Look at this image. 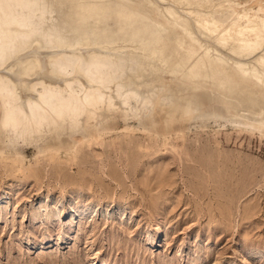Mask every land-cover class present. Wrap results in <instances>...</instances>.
<instances>
[{"label": "rangeland", "instance_id": "1", "mask_svg": "<svg viewBox=\"0 0 264 264\" xmlns=\"http://www.w3.org/2000/svg\"><path fill=\"white\" fill-rule=\"evenodd\" d=\"M194 1L180 9L200 4L219 26L236 12L264 17V0ZM75 3L0 0V83L27 84V100H79L93 67L106 79L96 119L36 142L0 140V264H264V73L237 67L264 44L236 60L229 49L192 56L198 41L167 35L163 61L139 40L74 48L85 21L102 38L118 32L116 19H89ZM45 52L54 74L28 75ZM163 113L172 118L161 126Z\"/></svg>", "mask_w": 264, "mask_h": 264}, {"label": "bare ground", "instance_id": "2", "mask_svg": "<svg viewBox=\"0 0 264 264\" xmlns=\"http://www.w3.org/2000/svg\"><path fill=\"white\" fill-rule=\"evenodd\" d=\"M146 1L154 4L155 8L151 7V11L140 9L137 7L134 0H76L74 8L80 14H87L89 19L98 22L104 21L107 16V18L112 17L113 19H116L118 22V32L115 38H102L101 36H98V31L94 25L85 21L84 27L86 29L90 28V30L87 32L82 30V32L86 33L87 38L84 39V41L76 42L74 48L85 45L87 49H91L98 44L101 46L103 43H106L105 46H101L103 47L102 49H104L106 47L111 48V45L114 43L117 44L118 42L139 40L141 42L140 49L143 51L147 50L148 52V50H154L155 47H161L159 48L157 55H159L160 60L163 61L165 52L162 49V46L167 43L166 35L172 39L179 36L180 39L176 38L177 45H187L191 41H198L202 50L192 52V56H200L201 54L204 58H207L213 52L222 54L224 49H229L233 53L232 58L229 56L232 60H236L238 56L248 58L252 56L254 52L256 53V51L263 47L264 17L255 16L248 20H244L246 13L240 14L239 12H236L232 20L230 19L227 21V17H224L225 20H223L219 26L218 22L215 20L216 18L214 19L212 17L211 12L209 14L200 13L205 12L204 8L199 7L201 6L200 4L196 7H194V5L191 7L189 6L190 9L185 11H183L184 9H180L182 6L188 5V3L197 4L194 0H172L173 2L177 1L179 3V7L173 3L176 5H173V8L166 6V3L169 0ZM119 4L121 5L120 8L117 6ZM180 4L182 5L181 7ZM180 12H182L184 16H182ZM119 14L121 15L117 16ZM249 24L256 25L258 30L255 43L245 41L241 34L242 30H244L243 28ZM172 29L175 32V36L168 33V31ZM257 30L255 33H257ZM227 38L231 39H228V42H231H229L231 44L230 47L228 42H226ZM97 39L98 42L94 41ZM217 41L219 44L216 43ZM33 45L37 44L35 42H30L26 47H32ZM225 45L227 46L225 47ZM262 51L263 52L255 58L254 62L243 61L242 65L239 64L240 66L238 65L237 67L250 69L254 76L259 77L260 73H264V50ZM86 53V51L83 52V54ZM155 53L156 52H151L150 54L153 56ZM44 54H46L45 57L42 56L39 59H35L28 75L32 74L36 67H38L43 74L47 72L54 74L49 63H47L48 58L46 57H48V55L46 52ZM131 55L132 54H129L127 56L128 60L133 58ZM186 57L188 58V56ZM227 59L229 58L227 57ZM193 61L194 60L188 63L187 68H190ZM101 66L103 65L99 64V67ZM97 68L98 67H93L92 69L94 70V79L97 81L85 77L86 86L85 89L81 91L82 95L79 100H76L74 96H71L70 94L69 96L64 93H59L48 98L44 97L42 94H38L37 99L30 97L29 99L33 100L31 101L23 99L25 95H29L30 93H28L29 87L27 84H19L23 81L20 76L16 78V82L19 84L18 87H16L15 84L11 85L6 82L0 83V92L5 91L6 93L5 95L1 94L0 96V106L5 107L0 111V140L2 141V138L6 136L11 142H36L37 140H40V138L45 137L46 134L52 135L57 128L65 130L66 127H76L80 123L82 115L85 116L87 119L86 121H88L89 118L92 119V117L96 119L94 117L96 114L95 110L106 91L100 82L102 80L105 81L106 79L102 75L101 68ZM92 83L95 84L91 85ZM118 91L119 89H114L115 94H119ZM121 96L122 95L120 94L119 97ZM110 98H108L109 101ZM123 98H125V96ZM122 102H124V99ZM171 118V115H163L160 121L161 126L165 125Z\"/></svg>", "mask_w": 264, "mask_h": 264}]
</instances>
